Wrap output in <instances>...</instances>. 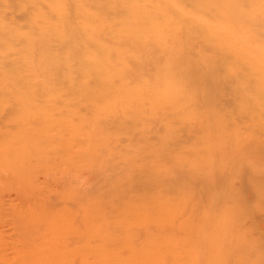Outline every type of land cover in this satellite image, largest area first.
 <instances>
[{
	"label": "clouds",
	"instance_id": "9594fccd",
	"mask_svg": "<svg viewBox=\"0 0 264 264\" xmlns=\"http://www.w3.org/2000/svg\"><path fill=\"white\" fill-rule=\"evenodd\" d=\"M0 264H264V0H0Z\"/></svg>",
	"mask_w": 264,
	"mask_h": 264
}]
</instances>
